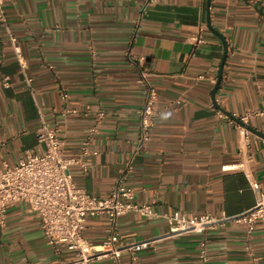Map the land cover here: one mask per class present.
Masks as SVG:
<instances>
[{
  "label": "crops",
  "instance_id": "obj_1",
  "mask_svg": "<svg viewBox=\"0 0 264 264\" xmlns=\"http://www.w3.org/2000/svg\"><path fill=\"white\" fill-rule=\"evenodd\" d=\"M146 2L6 3V19H0V166L40 152L38 132L46 122L65 142V155L82 158L70 167L78 187L105 198L126 176L136 201L158 213L119 220L123 244L150 241L135 264H201L202 235L171 234L164 215L175 212L227 217L207 235L208 264H264L263 222L250 234L239 220L257 205L252 182L264 191V115L241 120L264 112V0H156L143 12ZM213 29L227 41L226 58ZM129 53L154 73L160 94L145 148H139V135L146 93ZM100 110L106 116L83 155ZM110 228L107 216L89 218L84 235L100 245ZM74 257L48 242L28 204L9 207L0 226V264H63ZM95 264L116 262L104 256ZM120 264H133L130 252L122 253Z\"/></svg>",
  "mask_w": 264,
  "mask_h": 264
},
{
  "label": "built area",
  "instance_id": "obj_2",
  "mask_svg": "<svg viewBox=\"0 0 264 264\" xmlns=\"http://www.w3.org/2000/svg\"><path fill=\"white\" fill-rule=\"evenodd\" d=\"M12 0H0V19L5 20L6 3ZM156 0H147L143 12ZM16 44L17 39L11 37ZM200 40V39H199ZM17 48V47H16ZM129 60L139 68L140 82L145 88V101L140 112L141 127L139 148H145L151 141L152 131L158 115L159 91L152 81L154 73L143 67L142 60H137L129 53ZM25 67V62L21 60ZM27 82L31 78L27 77ZM4 86H10V78L3 80ZM69 98L67 92L63 93ZM264 115V112H250L241 120L247 122L251 117ZM106 112L96 113L87 139L83 142L82 152H90V141L99 131ZM247 134L246 128L242 130ZM38 141L42 147L40 152L29 151L24 162L11 166H0V226H5L10 206L18 203L28 204L30 210L39 218L43 234L51 245L64 246L73 251L75 257L63 264H95L104 256L114 258L120 264L124 251L131 254L133 264L137 262L138 253L147 248L150 241L125 245L119 239L118 223L122 216L139 213L144 217H154L158 213L148 203L136 201V191L126 185V176L118 181L110 196L102 198L78 187L73 179L70 167L83 163L80 157L65 155V142L59 138L56 129L43 122L38 132ZM252 188L257 192V205L239 218L248 224L251 234L259 221L264 224V191L261 184L254 180ZM107 216L111 223L109 235L100 245L90 243L84 235L85 223L89 218ZM171 224V234L199 233L202 235L200 261L209 263L208 233L215 229L227 217H215L212 214L201 215L173 214L164 215Z\"/></svg>",
  "mask_w": 264,
  "mask_h": 264
},
{
  "label": "water",
  "instance_id": "obj_3",
  "mask_svg": "<svg viewBox=\"0 0 264 264\" xmlns=\"http://www.w3.org/2000/svg\"><path fill=\"white\" fill-rule=\"evenodd\" d=\"M208 4H209V5L211 4V0H208ZM213 31H214L215 34H217V35L222 39V41H223V43H224L225 51H226V53H225V58H226L227 53H228L227 41H226L225 37L223 36V34L217 32V31L214 30V29H213ZM224 65H225V60L223 61L222 65H221V70H220L219 79H218L217 85H216V87H215V89H214V98H215V94H216V92H217V90H218V88H219V86H220L221 79H222V77H223ZM238 121H240V120L238 119ZM245 126H246V125H245ZM247 128L250 129L249 126H247Z\"/></svg>",
  "mask_w": 264,
  "mask_h": 264
}]
</instances>
